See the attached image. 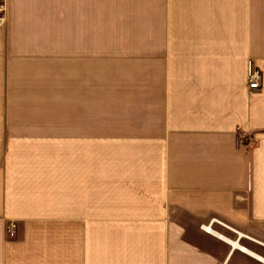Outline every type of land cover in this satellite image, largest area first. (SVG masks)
I'll use <instances>...</instances> for the list:
<instances>
[{"label":"crops","instance_id":"crops-1","mask_svg":"<svg viewBox=\"0 0 264 264\" xmlns=\"http://www.w3.org/2000/svg\"><path fill=\"white\" fill-rule=\"evenodd\" d=\"M40 1L7 0L0 28V264H264V0H154L136 115L106 121L97 43L68 57L64 41L18 39L21 8ZM48 77L63 103L72 81V107L8 105L18 86L44 97Z\"/></svg>","mask_w":264,"mask_h":264},{"label":"rangeland","instance_id":"rangeland-1","mask_svg":"<svg viewBox=\"0 0 264 264\" xmlns=\"http://www.w3.org/2000/svg\"><path fill=\"white\" fill-rule=\"evenodd\" d=\"M24 4L27 5H23L15 21L22 28L17 31L19 40H31L36 45L38 42L45 43V51H53V49H48V46H51L49 42H52L51 47H54V44L56 46V44H61L64 41L66 42L68 57H71L69 55L72 52L69 51H73V42L75 41H81L82 44L84 42L86 44L97 43L98 96L96 102L92 98V104L96 103L97 105V119L99 121L122 119V112H124L126 120L135 116L136 90L138 87V61H136V57L138 55L139 28L141 25L147 26V22L153 19L154 0H64L65 17L63 18L61 16L63 0H41L39 2L40 7L35 6L34 3L31 4V2L30 5L29 2ZM8 12L9 5L7 2V22L9 19ZM69 61L71 60L67 58V68ZM73 66V63L70 64L71 68ZM52 76H57V73ZM38 84L34 83L33 91L36 90L35 86ZM48 84H50L49 90ZM41 86L48 90L46 91L47 98L45 93V98L37 97V94H34L33 97H25L23 93L24 90H29L28 86H18L17 96L11 102L8 100V105H22L32 102L35 105L42 104L44 106L47 104L61 105V103L62 105L65 103L64 105L69 107L73 106L72 81L69 79H66L67 95L64 103L61 95L57 94V90L61 88L57 80L49 81L48 77L47 80H43ZM123 90H125L124 94L122 93ZM49 92L52 93V96L49 95ZM81 103L84 106L89 105L91 101L89 98L87 101L81 99ZM122 105L125 106L122 107ZM17 110V115H22L19 112L21 111L19 107ZM181 212L178 211L181 220H197L196 217L187 216L185 212ZM189 227L194 234L208 230L207 228L204 230L203 225L197 224H192ZM213 228L216 231L233 233L218 222L214 223ZM253 238L257 239L258 243H264V238L261 236L255 235ZM243 241H248V239L243 238ZM253 247L264 254V247L258 245Z\"/></svg>","mask_w":264,"mask_h":264},{"label":"built area","instance_id":"built-area-1","mask_svg":"<svg viewBox=\"0 0 264 264\" xmlns=\"http://www.w3.org/2000/svg\"><path fill=\"white\" fill-rule=\"evenodd\" d=\"M7 22V2L6 0H0V28L5 27ZM262 74L259 69L251 71L249 76V87L251 89H259L261 87ZM264 229V223H263ZM6 233L9 237L14 238L17 235V223L10 221L6 227Z\"/></svg>","mask_w":264,"mask_h":264},{"label":"bare ground","instance_id":"bare-ground-1","mask_svg":"<svg viewBox=\"0 0 264 264\" xmlns=\"http://www.w3.org/2000/svg\"><path fill=\"white\" fill-rule=\"evenodd\" d=\"M205 228H207L209 232L215 233L214 230L210 226H205Z\"/></svg>","mask_w":264,"mask_h":264}]
</instances>
